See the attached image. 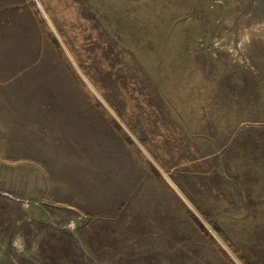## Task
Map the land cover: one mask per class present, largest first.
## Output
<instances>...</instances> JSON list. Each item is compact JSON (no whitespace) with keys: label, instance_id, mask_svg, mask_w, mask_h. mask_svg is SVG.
Returning <instances> with one entry per match:
<instances>
[{"label":"rangeland","instance_id":"obj_1","mask_svg":"<svg viewBox=\"0 0 264 264\" xmlns=\"http://www.w3.org/2000/svg\"><path fill=\"white\" fill-rule=\"evenodd\" d=\"M0 264H264V0H0Z\"/></svg>","mask_w":264,"mask_h":264},{"label":"trees","instance_id":"obj_2","mask_svg":"<svg viewBox=\"0 0 264 264\" xmlns=\"http://www.w3.org/2000/svg\"><path fill=\"white\" fill-rule=\"evenodd\" d=\"M199 225H200L199 227H200L201 229H204L203 226H202L201 224H199Z\"/></svg>","mask_w":264,"mask_h":264}]
</instances>
